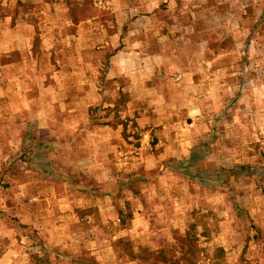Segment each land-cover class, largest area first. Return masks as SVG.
<instances>
[{
    "label": "rangeland",
    "instance_id": "374dc122",
    "mask_svg": "<svg viewBox=\"0 0 264 264\" xmlns=\"http://www.w3.org/2000/svg\"><path fill=\"white\" fill-rule=\"evenodd\" d=\"M31 1L0 0V264H163L131 252L192 224L199 264H264V0L163 3L168 53L128 77L96 30L75 63L60 47L55 5L85 0Z\"/></svg>",
    "mask_w": 264,
    "mask_h": 264
},
{
    "label": "crops",
    "instance_id": "0c3cea01",
    "mask_svg": "<svg viewBox=\"0 0 264 264\" xmlns=\"http://www.w3.org/2000/svg\"><path fill=\"white\" fill-rule=\"evenodd\" d=\"M31 2L37 4L39 1L33 0ZM166 2H169V6H171L173 0H94L95 9L99 6L101 11H106L112 19L110 21L105 19V23H103L99 16H95L81 21L79 24H74L69 17L68 6L61 4L63 1H60L54 7L57 19L54 21L53 15L52 22H61L64 26L73 27V30L69 32L59 31L60 47L67 49L66 53L73 55V63L76 62V54L81 53L84 44L86 46L91 43L96 44L95 41H92L95 40L93 35L96 30L100 36L99 42L100 40L104 42L98 48L111 50L108 59L109 66L117 68L120 73L119 76L125 75L128 77L129 73L126 66L130 55H150L151 53L164 55L168 53V46L172 44L169 33L173 29L165 28L167 24H163L164 17L160 13L162 4ZM96 10L98 11V9ZM166 18L171 23L173 20L174 25H176V16ZM48 30H50L49 27ZM110 30L115 32L111 33ZM51 35V32L47 31L43 32L41 36L46 50H49ZM148 57L150 60H152L150 58L152 57L156 62L161 60L163 62L162 56ZM164 73V76L167 77L166 72Z\"/></svg>",
    "mask_w": 264,
    "mask_h": 264
},
{
    "label": "trees",
    "instance_id": "16d2710c",
    "mask_svg": "<svg viewBox=\"0 0 264 264\" xmlns=\"http://www.w3.org/2000/svg\"><path fill=\"white\" fill-rule=\"evenodd\" d=\"M93 0H85L81 4H74L70 8V15L71 20L74 24H79L81 21H85L89 18L95 17L97 11L94 7ZM101 15L99 16L103 23H105V17H108L106 11H100ZM107 15V16H106ZM102 23V24H103ZM111 33L115 32L114 30H110ZM119 97L116 101V104L113 107H110L112 112H115V116L118 118L117 123L123 126V131L126 133L128 130V122L129 119H124L120 117L119 112L122 111L121 105H125L129 102L128 94L123 93L122 91L119 92ZM97 122V119H92L90 125H94ZM108 124V123H107ZM33 152V151H32ZM29 153V151H28ZM34 154V153H29ZM168 168H173V164L168 165ZM80 216H86L98 218V210L96 207H91L87 209H81L78 211ZM123 221L125 219L123 218ZM20 226V224L18 223ZM23 228V226H20ZM254 236L253 240L259 244L264 245V229L260 226L254 225ZM196 226L194 224L191 225L190 229L184 234L180 235V248L177 249H162L159 251H154L149 248H144L139 254L131 252L133 258H141L146 261H152L156 263H163V264H199L204 258L205 255L203 254V249L199 245V238L196 234ZM264 248V247H263ZM225 256V251L223 248H218L216 250V257L222 259ZM214 264H223L222 261H216ZM244 264V263H243Z\"/></svg>",
    "mask_w": 264,
    "mask_h": 264
},
{
    "label": "built area",
    "instance_id": "2783aa9c",
    "mask_svg": "<svg viewBox=\"0 0 264 264\" xmlns=\"http://www.w3.org/2000/svg\"><path fill=\"white\" fill-rule=\"evenodd\" d=\"M55 1H57V0H55Z\"/></svg>",
    "mask_w": 264,
    "mask_h": 264
}]
</instances>
